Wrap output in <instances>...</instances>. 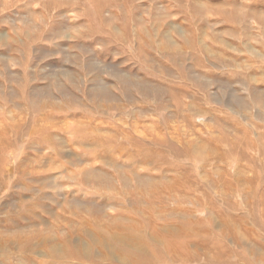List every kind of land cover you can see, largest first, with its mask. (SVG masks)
Instances as JSON below:
<instances>
[{
    "label": "rangeland",
    "instance_id": "1",
    "mask_svg": "<svg viewBox=\"0 0 264 264\" xmlns=\"http://www.w3.org/2000/svg\"><path fill=\"white\" fill-rule=\"evenodd\" d=\"M0 264H264V0H0Z\"/></svg>",
    "mask_w": 264,
    "mask_h": 264
}]
</instances>
